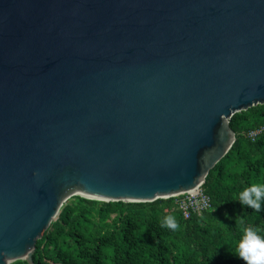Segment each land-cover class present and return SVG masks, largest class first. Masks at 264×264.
<instances>
[{
    "label": "water",
    "instance_id": "95a60500",
    "mask_svg": "<svg viewBox=\"0 0 264 264\" xmlns=\"http://www.w3.org/2000/svg\"><path fill=\"white\" fill-rule=\"evenodd\" d=\"M264 104V0H0V264L73 196L203 186Z\"/></svg>",
    "mask_w": 264,
    "mask_h": 264
},
{
    "label": "trees",
    "instance_id": "16d2710c",
    "mask_svg": "<svg viewBox=\"0 0 264 264\" xmlns=\"http://www.w3.org/2000/svg\"><path fill=\"white\" fill-rule=\"evenodd\" d=\"M230 125L236 141L207 176L203 189L211 207L201 215L186 218L179 197L106 202L73 196L38 241L34 263L244 264L235 252L245 230L264 236V211L239 202L244 189L264 184V104L236 113ZM167 215L179 231L161 227Z\"/></svg>",
    "mask_w": 264,
    "mask_h": 264
},
{
    "label": "clouds",
    "instance_id": "9594fccd",
    "mask_svg": "<svg viewBox=\"0 0 264 264\" xmlns=\"http://www.w3.org/2000/svg\"><path fill=\"white\" fill-rule=\"evenodd\" d=\"M239 202L243 206L252 208L259 213L264 211V184H253L240 193ZM199 212V207H196ZM161 227L168 228L173 232L179 231L181 225L172 215H167L161 222ZM235 255L244 261V264H264V236L259 230L249 227L245 230Z\"/></svg>",
    "mask_w": 264,
    "mask_h": 264
},
{
    "label": "built area",
    "instance_id": "2783aa9c",
    "mask_svg": "<svg viewBox=\"0 0 264 264\" xmlns=\"http://www.w3.org/2000/svg\"><path fill=\"white\" fill-rule=\"evenodd\" d=\"M258 132L256 131L254 134ZM178 197L179 207L186 218H189L192 214L201 215L211 207V198L204 192L203 186ZM197 206L200 209L199 212L196 210Z\"/></svg>",
    "mask_w": 264,
    "mask_h": 264
}]
</instances>
